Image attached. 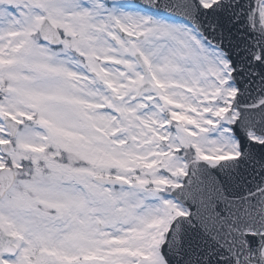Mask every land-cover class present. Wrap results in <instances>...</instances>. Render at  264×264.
I'll return each instance as SVG.
<instances>
[{"label":"snow or ice","instance_id":"snow-or-ice-1","mask_svg":"<svg viewBox=\"0 0 264 264\" xmlns=\"http://www.w3.org/2000/svg\"><path fill=\"white\" fill-rule=\"evenodd\" d=\"M0 264H264V0H0Z\"/></svg>","mask_w":264,"mask_h":264}]
</instances>
